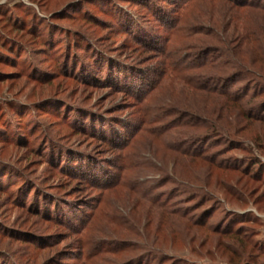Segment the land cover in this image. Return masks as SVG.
<instances>
[{
    "label": "rangeland",
    "instance_id": "obj_1",
    "mask_svg": "<svg viewBox=\"0 0 264 264\" xmlns=\"http://www.w3.org/2000/svg\"><path fill=\"white\" fill-rule=\"evenodd\" d=\"M0 264H264V0H0Z\"/></svg>",
    "mask_w": 264,
    "mask_h": 264
},
{
    "label": "trees",
    "instance_id": "obj_2",
    "mask_svg": "<svg viewBox=\"0 0 264 264\" xmlns=\"http://www.w3.org/2000/svg\"><path fill=\"white\" fill-rule=\"evenodd\" d=\"M245 4V3H244ZM243 4V5H244ZM248 4H250V5H252L253 4V2L252 3H250V1L248 2ZM253 5H255V4H253ZM248 6V5H247ZM101 66V65H100ZM52 153V152H51ZM149 197V196H148ZM145 198V197H142L143 198V200H145V201H148L149 202V200L151 201V203H154L156 200H154V199H150V198ZM150 203V202H149ZM160 206L162 207V204H160ZM246 236V235H245Z\"/></svg>",
    "mask_w": 264,
    "mask_h": 264
}]
</instances>
